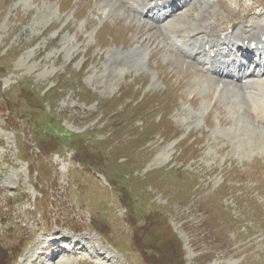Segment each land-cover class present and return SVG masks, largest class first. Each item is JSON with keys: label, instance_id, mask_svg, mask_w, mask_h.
Segmentation results:
<instances>
[{"label": "rangeland", "instance_id": "obj_1", "mask_svg": "<svg viewBox=\"0 0 264 264\" xmlns=\"http://www.w3.org/2000/svg\"><path fill=\"white\" fill-rule=\"evenodd\" d=\"M194 2L156 22L119 0H0V264H180L174 240L184 264H264V121L160 28L264 21V0ZM46 119L66 144L38 138ZM73 230L113 259L30 260Z\"/></svg>", "mask_w": 264, "mask_h": 264}, {"label": "bare ground", "instance_id": "obj_2", "mask_svg": "<svg viewBox=\"0 0 264 264\" xmlns=\"http://www.w3.org/2000/svg\"><path fill=\"white\" fill-rule=\"evenodd\" d=\"M160 1L161 0H119V3L120 6H125L130 12L135 13V15L144 16L146 14V9L149 8L152 3L155 2V5L159 6ZM173 1L175 0H162V2L169 3ZM194 3V0H184L182 7L179 9H176L175 7L166 8V6L164 8V13L166 15L165 20L172 16H178V18H180V16L182 14L184 15L186 12L179 15L180 13L178 11L189 5L192 6ZM210 6L211 4L207 2L205 7L203 6V8L200 10L198 15L206 18ZM161 11L162 10H160V12ZM216 25V23H198L195 25L196 27L193 25H185L183 27L172 29L167 25H163L160 26V28L163 34L166 35V38L169 39V48L171 50H176L182 53V55L186 54L187 58H194L197 66H201L203 68L206 67L208 70H210V66L214 64L217 68L225 69L222 62H227L231 56L225 55L223 53L225 50L224 46L228 47L230 45H241L248 47L251 42L255 41L257 42V45H261L264 48V21L261 19L251 18L247 21L245 26L239 25L236 28L229 26L226 29H219ZM174 32H177V34H174ZM246 41L248 42L247 45ZM212 53H215L216 56L212 57ZM200 71L203 72L201 69ZM214 74H217L219 77L223 78V76L217 72H214ZM262 77H264V71L262 74L246 76V83L241 84V88L247 96L252 109L254 110L253 115L260 121H264V104L262 103V99H264V79ZM231 78L234 80L233 77ZM229 85L230 82L226 79L224 85L220 87L221 93H234V91L231 89L232 86L229 87ZM232 96L235 95L233 94ZM58 232V234L54 233L44 237L38 244L37 248L39 250L32 252V254L29 256L30 260L36 261L39 258H44L49 255H52L53 258L56 254L59 255V252L65 254L66 252L63 251L67 248L69 238L64 237L61 231ZM85 246L81 247L80 245L78 247L83 249L82 255H85L84 253L86 251L91 250L92 253L90 255L92 257H98L103 261L111 260L114 257L109 251H96L93 243H89L88 246ZM33 254H37L39 256L37 257V255L34 256Z\"/></svg>", "mask_w": 264, "mask_h": 264}, {"label": "trees", "instance_id": "obj_3", "mask_svg": "<svg viewBox=\"0 0 264 264\" xmlns=\"http://www.w3.org/2000/svg\"><path fill=\"white\" fill-rule=\"evenodd\" d=\"M30 88V90L29 89H27V90H29V91H32L33 89L31 88V87H29ZM34 92V91H33ZM29 94V93H28ZM35 94H37V92H35ZM46 94L47 93H45L43 96H40V94H37V96H38V98H41V99H43V101H46V100H48L49 99V97H48V95L46 96ZM46 96V97H45ZM48 98V99H47ZM37 122H39V124L38 125H43V127L45 126V120L44 121H37ZM46 136V133H43L42 134V137H44V138H46V139H49V137H45ZM47 136H49V135H47ZM39 138V137H38Z\"/></svg>", "mask_w": 264, "mask_h": 264}]
</instances>
